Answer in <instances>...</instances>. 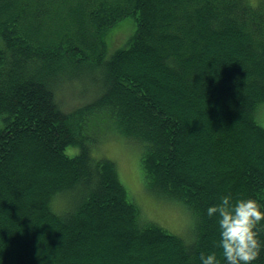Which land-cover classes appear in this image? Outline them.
I'll use <instances>...</instances> for the list:
<instances>
[{"label":"trees","instance_id":"obj_1","mask_svg":"<svg viewBox=\"0 0 264 264\" xmlns=\"http://www.w3.org/2000/svg\"><path fill=\"white\" fill-rule=\"evenodd\" d=\"M128 17L133 34L107 53ZM87 74L89 97L64 110L58 85ZM262 103L264 0H0V264H201L213 251L223 264L207 208L228 194L264 205ZM111 133L138 145L150 192L191 211L188 242L143 221L115 163L94 158Z\"/></svg>","mask_w":264,"mask_h":264},{"label":"rangeland","instance_id":"obj_2","mask_svg":"<svg viewBox=\"0 0 264 264\" xmlns=\"http://www.w3.org/2000/svg\"><path fill=\"white\" fill-rule=\"evenodd\" d=\"M135 30L132 17L119 21L110 28L105 36L107 53L125 46ZM87 74L83 81L79 78H65L57 87L56 98L64 110H70L89 97L90 82ZM257 120L264 128V103L257 110ZM93 148L94 158L104 157L115 163L119 180L128 196L139 209V217L146 222L155 223L186 242L193 237L196 222L187 206L177 200H171L150 192L146 186L142 171L139 167L140 150L138 145L123 138L119 134H106ZM77 148L68 146L66 153L73 155ZM61 200L56 199L54 209L63 208Z\"/></svg>","mask_w":264,"mask_h":264},{"label":"clouds","instance_id":"obj_3","mask_svg":"<svg viewBox=\"0 0 264 264\" xmlns=\"http://www.w3.org/2000/svg\"><path fill=\"white\" fill-rule=\"evenodd\" d=\"M208 216L218 217L223 264H253L264 250L259 226L264 225V205L254 197L233 200L224 195L218 204L207 208ZM201 264H221L216 252L200 254Z\"/></svg>","mask_w":264,"mask_h":264},{"label":"crops","instance_id":"obj_4","mask_svg":"<svg viewBox=\"0 0 264 264\" xmlns=\"http://www.w3.org/2000/svg\"><path fill=\"white\" fill-rule=\"evenodd\" d=\"M258 121V120H257Z\"/></svg>","mask_w":264,"mask_h":264}]
</instances>
